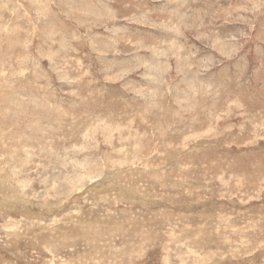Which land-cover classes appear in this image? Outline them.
I'll use <instances>...</instances> for the list:
<instances>
[{"label":"rangeland","instance_id":"374dc122","mask_svg":"<svg viewBox=\"0 0 264 264\" xmlns=\"http://www.w3.org/2000/svg\"><path fill=\"white\" fill-rule=\"evenodd\" d=\"M0 264H264V0H0Z\"/></svg>","mask_w":264,"mask_h":264}]
</instances>
